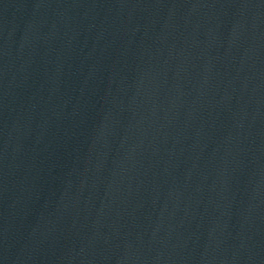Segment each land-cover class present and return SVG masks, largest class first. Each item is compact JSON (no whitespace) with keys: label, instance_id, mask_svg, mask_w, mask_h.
<instances>
[{"label":"water","instance_id":"obj_1","mask_svg":"<svg viewBox=\"0 0 264 264\" xmlns=\"http://www.w3.org/2000/svg\"><path fill=\"white\" fill-rule=\"evenodd\" d=\"M0 264H264V0H0Z\"/></svg>","mask_w":264,"mask_h":264}]
</instances>
